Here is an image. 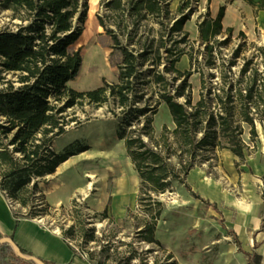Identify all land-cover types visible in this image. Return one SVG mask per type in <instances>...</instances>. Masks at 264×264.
<instances>
[{
	"label": "trees",
	"instance_id": "16d2710c",
	"mask_svg": "<svg viewBox=\"0 0 264 264\" xmlns=\"http://www.w3.org/2000/svg\"><path fill=\"white\" fill-rule=\"evenodd\" d=\"M247 1L254 6L255 13L264 9V0ZM189 3L190 0H183L178 6L179 16L174 17L168 8L169 0H99L105 10L97 13L98 23L109 31L112 47L121 54L117 82L104 80L101 86L76 90L68 83L77 75L82 57L79 49L70 54L67 47L81 34L86 0H0V12H9V21L0 25V190L11 199L15 226L21 219L22 208L30 206L29 214L36 216L48 207L39 190V182L69 156L87 149L82 146L75 152L68 149L57 152L52 148L53 140L66 131L65 111L84 102L100 106L108 102L109 96L112 97L119 110L118 113L113 109L110 111L114 116H121L117 136L124 142L141 184L153 192L164 191L170 179L177 176L161 153L159 142L151 134L148 113L154 112L161 100L175 125L172 133L176 142L189 146L185 148L188 152L217 146L228 148L244 158L246 145L240 137L241 124L244 122L249 126V133L254 138L256 124L252 111L261 112L263 118L259 117L258 121L264 128V68L262 71L253 68L251 75L244 80L250 61L245 62L235 78L231 68L219 71L222 85L217 87L215 94L217 111L206 113L202 109L206 107L203 98L188 109L191 102L185 89L191 71H181L174 64L183 54H188L180 45L188 38L183 26L194 11ZM148 16L157 21L167 38L163 37L162 31L157 32L159 37L156 38L152 28L147 26L137 36L140 21ZM222 16L223 7L214 18L206 9L198 23L200 41L206 42L223 32ZM110 18L114 29L108 27ZM76 21L80 24L77 25ZM231 32V28H226L227 36L219 43H225ZM121 35L129 37V41L123 43ZM238 35L244 36L242 32ZM167 41L171 42L168 46ZM162 59L168 63L164 70L174 73L171 81L163 72L155 70ZM146 64L147 72L140 69ZM178 78L180 83L170 90V84L174 85ZM143 82L148 84L142 85ZM159 83L161 87L154 89L153 85ZM153 93L156 98L151 103ZM180 97L185 100L178 101ZM141 117L145 122L139 126ZM71 120L80 123L76 118ZM129 126L132 127L126 130ZM199 131L202 134L196 137ZM142 135L153 145L148 144ZM190 168L191 164L182 165L184 172ZM38 201L43 205L40 208L34 203ZM14 204L19 207L13 208ZM159 214L160 208L153 216L154 220L143 224L148 231L145 239L149 242L156 241L152 233ZM3 237L12 238L0 233V264H38L20 255L32 256L31 252L19 245L17 251L8 241L2 240ZM134 255V251L131 252L125 264H129ZM39 260L43 264H57L42 258Z\"/></svg>",
	"mask_w": 264,
	"mask_h": 264
},
{
	"label": "rangeland",
	"instance_id": "374dc122",
	"mask_svg": "<svg viewBox=\"0 0 264 264\" xmlns=\"http://www.w3.org/2000/svg\"><path fill=\"white\" fill-rule=\"evenodd\" d=\"M193 1L190 0L189 5L194 9L193 12L198 11L199 19H202L204 12H200L197 5L192 4ZM86 2L88 7V1ZM101 10L105 8H102L97 0L90 15L91 22L86 25V9L84 22H75L82 26L81 34L67 47L70 54L79 49L81 57L84 58L82 69L78 70L75 78L68 83L76 90L101 86L104 80L109 83L117 82V64L121 54L112 47L109 31L98 23L97 13ZM8 14L7 10L0 12V25L9 21ZM108 23L109 29L115 28L111 18ZM140 24L137 36L146 29L145 26L152 28L156 38L159 37L157 32L162 31L157 21L150 16L142 19ZM167 25L169 26V23ZM163 34V37L167 38L166 33ZM226 36L224 30L206 42L199 41L197 44L187 38L186 42L180 45L187 51L188 58H191L189 68H178L181 71H191L185 89L191 102L190 106L187 105L188 109H191L199 98H203L206 107L202 109L206 113L217 111L215 94L217 87L222 85L219 71L231 68L232 77L235 78L245 62L250 61L244 80L251 75L253 68L263 70L264 46L243 42V36H234L233 32L225 43H219ZM120 38L123 43L129 41V37L125 35ZM169 44L171 42L167 41L166 45ZM161 50L164 57L163 48ZM91 59L106 66L99 68V63L90 64ZM167 64L162 59L155 70L163 72L171 81L174 73L164 70V65ZM174 65L177 68L176 63ZM147 67L146 64L140 69L147 72ZM180 81L178 78L174 85L170 84V90ZM153 86L157 90L161 84ZM155 98L153 93L150 102L153 103ZM184 100L183 97L178 98L180 102ZM110 109L116 113L119 110L111 96L108 102L100 106L84 102L81 106L65 111L68 120L66 131L53 140L52 148L57 152L66 149L75 152L82 146L87 149L80 154L71 155L69 159L73 163L65 164L62 174H53L40 182L45 185H53L56 182L55 187L51 188L52 194L44 195L46 199L48 197L53 201L56 196L64 198L67 191L70 196L55 205H50L49 200H45L48 207L45 212L36 216H31V207L26 206L22 208L19 217L35 218L49 229L57 227L60 234L69 239L71 243L67 242L77 255L87 252L85 258L90 264H125L126 257L133 251L135 255L129 264H248V257L241 245L236 243V236L226 218L231 210L229 199L246 198L248 160L259 155L260 160L264 162V128L258 121V118L263 116L262 113L252 111L256 124L254 138L249 133V126L244 122L241 124L240 137L246 145L243 159L230 149L217 146L196 148L194 153H190L185 149L189 146L184 147L176 142L172 133L175 125L166 104L161 100L155 111L148 113L151 118V134L159 142L161 153L173 166L177 176L170 179V184L164 191L153 192L141 184V179L127 155L124 142L117 136L121 116H114ZM72 118L78 119L80 123L76 124ZM140 120L139 126H142L145 119L141 117ZM130 127L132 126L126 130ZM201 134L199 131L196 137ZM142 137L148 144L153 145L145 135ZM226 149L230 150L236 159L230 160L225 156L223 151ZM188 164H191L188 172L182 171V165ZM193 168L202 178L208 180V193L202 190L200 192L195 182L194 186L189 184L187 176ZM249 170L252 173L250 176H254L251 168ZM88 173H93L94 177L88 176ZM254 177H259L264 182V173ZM87 181H92L89 189L86 186ZM217 195L221 197L218 203L217 199L213 200ZM34 203L39 204V201ZM41 205L36 206L40 208ZM18 207L19 204L13 206L15 209ZM159 208L160 214L155 218L152 233L156 241L149 242L145 239L148 231L143 224L154 220L153 216Z\"/></svg>",
	"mask_w": 264,
	"mask_h": 264
},
{
	"label": "crops",
	"instance_id": "0c3cea01",
	"mask_svg": "<svg viewBox=\"0 0 264 264\" xmlns=\"http://www.w3.org/2000/svg\"><path fill=\"white\" fill-rule=\"evenodd\" d=\"M183 0H169L168 8L174 17L179 16L178 6ZM256 1V0H253ZM200 6L208 9L212 18L216 17L221 7H223V16L221 18L222 30L231 28L234 36L239 32L244 34L243 42L252 43L264 46V9H260L255 13V8L247 0H199ZM198 11L193 12L185 21L183 30L187 32V37L197 44L199 40ZM177 68H189L190 61L187 54H183L176 62ZM86 150V149H85ZM83 150V151H85ZM56 151V150H55ZM81 151V152H83ZM79 152V153H81ZM224 155L230 160L236 159V156L228 149L223 151ZM69 156L65 161L61 162L51 174H47L45 178L53 174H62L63 165H72ZM247 188H246V205H251L252 210L247 213L239 211L234 205L238 201L236 199H229V207L231 210L226 219L229 220L230 227L236 236L237 244L248 257V264H264V182L261 178H255L264 173V162L260 160V156L256 155L247 162ZM249 168H251L252 173ZM66 170V169H65ZM245 171L242 173L244 174ZM187 179L190 185L194 186L197 183L200 192L209 191L208 180L202 178L200 173L191 169L188 173ZM202 179V181H200ZM56 183V182H55ZM45 185L39 182V190L43 195H51L56 184ZM47 187V188H46ZM46 189V190H45ZM70 190V189H69ZM202 190V191H201ZM64 198L56 196L53 201L45 200L50 205H55L63 202L65 198L69 197V191ZM201 194V193H200ZM207 195V194H206ZM50 197V196H49ZM213 197V200L221 199L219 195ZM50 199H52L50 197ZM226 217V216H225ZM0 233L3 236H11L15 243L29 252L32 255L55 262L57 264H90L89 260L82 257L80 254L74 252L71 245L64 238L63 234L55 232L53 229L44 227L37 219L22 218L18 225L15 226V220L12 215V210L7 202L5 195L0 190ZM38 263V262H37ZM40 264V263H38Z\"/></svg>",
	"mask_w": 264,
	"mask_h": 264
},
{
	"label": "bare ground",
	"instance_id": "6f19581e",
	"mask_svg": "<svg viewBox=\"0 0 264 264\" xmlns=\"http://www.w3.org/2000/svg\"><path fill=\"white\" fill-rule=\"evenodd\" d=\"M87 1H88V7H87V16H86V20H85L86 21V25H87L88 22H91L90 15H92V13H93V10L95 8V3H96L97 0H87ZM97 63H99V62L96 61L95 59H91L90 60V64H93L94 65V64H97ZM83 65H84V58H82V62H81V65L79 67V71L82 69ZM99 65H100L99 68H104L106 66V65H103V64L101 65V63H99ZM100 70L103 71L102 69H100ZM78 154H80V153H78ZM64 166L65 165H63L61 167V169L64 168ZM88 176L94 177V174L93 173H88ZM91 185H92V181H87L86 186H87L88 189L91 188ZM238 201H242L245 204H247V201L245 199H243V198H238ZM53 230L55 232H57L58 231V228L56 227Z\"/></svg>",
	"mask_w": 264,
	"mask_h": 264
},
{
	"label": "water",
	"instance_id": "95a60500",
	"mask_svg": "<svg viewBox=\"0 0 264 264\" xmlns=\"http://www.w3.org/2000/svg\"><path fill=\"white\" fill-rule=\"evenodd\" d=\"M2 240H6L8 241L17 251H18V247H17V244L15 243V241L12 239V238H9V237H3ZM22 257L24 258H28V259H32L40 264H43L38 257L32 255V256H27V255H23V254H20Z\"/></svg>",
	"mask_w": 264,
	"mask_h": 264
},
{
	"label": "built area",
	"instance_id": "2783aa9c",
	"mask_svg": "<svg viewBox=\"0 0 264 264\" xmlns=\"http://www.w3.org/2000/svg\"><path fill=\"white\" fill-rule=\"evenodd\" d=\"M192 4H193V5H197V7H198V9H199L200 12H204V13H205V11H206L205 7L200 6L198 0H194V1L192 2ZM187 9H188V8H187ZM6 199H7L8 204L11 206V199H9V198H6ZM39 221H40V220H39ZM57 233H60V230H59V229H58ZM66 240L69 242V239H68V238H66ZM69 243H71V242H69ZM79 254H80L82 257H87V252H83L82 254H81V253H79Z\"/></svg>",
	"mask_w": 264,
	"mask_h": 264
},
{
	"label": "clouds",
	"instance_id": "9594fccd",
	"mask_svg": "<svg viewBox=\"0 0 264 264\" xmlns=\"http://www.w3.org/2000/svg\"><path fill=\"white\" fill-rule=\"evenodd\" d=\"M239 211L243 212V213H247L250 212L252 210L251 205H246L244 202L242 201H237L234 205Z\"/></svg>",
	"mask_w": 264,
	"mask_h": 264
}]
</instances>
